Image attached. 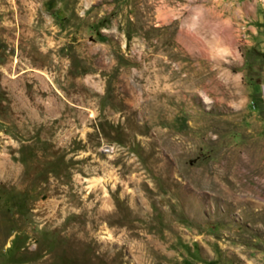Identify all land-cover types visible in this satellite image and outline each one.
<instances>
[{
    "label": "rangeland",
    "instance_id": "obj_1",
    "mask_svg": "<svg viewBox=\"0 0 264 264\" xmlns=\"http://www.w3.org/2000/svg\"><path fill=\"white\" fill-rule=\"evenodd\" d=\"M264 0H0V264H264Z\"/></svg>",
    "mask_w": 264,
    "mask_h": 264
},
{
    "label": "built area",
    "instance_id": "obj_2",
    "mask_svg": "<svg viewBox=\"0 0 264 264\" xmlns=\"http://www.w3.org/2000/svg\"><path fill=\"white\" fill-rule=\"evenodd\" d=\"M263 94H264V85H263Z\"/></svg>",
    "mask_w": 264,
    "mask_h": 264
}]
</instances>
